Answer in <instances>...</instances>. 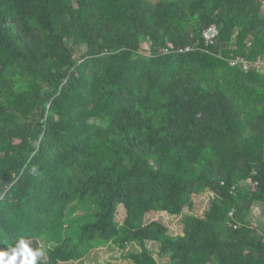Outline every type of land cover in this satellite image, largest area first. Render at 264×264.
I'll list each match as a JSON object with an SVG mask.
<instances>
[{
  "label": "trees",
  "instance_id": "obj_1",
  "mask_svg": "<svg viewBox=\"0 0 264 264\" xmlns=\"http://www.w3.org/2000/svg\"><path fill=\"white\" fill-rule=\"evenodd\" d=\"M263 54L264 0H0V247L264 264Z\"/></svg>",
  "mask_w": 264,
  "mask_h": 264
},
{
  "label": "rangeland",
  "instance_id": "obj_2",
  "mask_svg": "<svg viewBox=\"0 0 264 264\" xmlns=\"http://www.w3.org/2000/svg\"><path fill=\"white\" fill-rule=\"evenodd\" d=\"M155 1V0H154ZM147 44L145 43L143 48L146 49ZM214 199V194H211L209 192H204L199 195L194 196V212L196 213H202L205 208L209 205L210 201ZM252 214H254V220H259L261 218L260 209L258 206L254 207ZM126 215L125 208L120 205L119 210L117 212V219L119 221H122ZM146 221H150L153 219H159L166 224L173 230V233L175 231H179L181 228V225L179 223L178 217H172L171 215L165 213V212H155L151 211L148 212L146 215ZM155 244L152 243L150 247L154 248ZM109 244H104L101 246L96 247L93 249L89 256L85 257L82 261H68L60 264H97L98 261H101L103 264V261H106L105 263H108V261L111 262V264H134L133 261L126 256V254L135 249L136 247H139L136 243L128 244L125 248H118V247H110ZM109 262V263H110ZM166 262L163 261L162 264ZM100 263V262H99Z\"/></svg>",
  "mask_w": 264,
  "mask_h": 264
},
{
  "label": "clouds",
  "instance_id": "obj_3",
  "mask_svg": "<svg viewBox=\"0 0 264 264\" xmlns=\"http://www.w3.org/2000/svg\"><path fill=\"white\" fill-rule=\"evenodd\" d=\"M45 252L42 247H34L30 238L21 236L14 244L0 247V264H43Z\"/></svg>",
  "mask_w": 264,
  "mask_h": 264
},
{
  "label": "built area",
  "instance_id": "obj_4",
  "mask_svg": "<svg viewBox=\"0 0 264 264\" xmlns=\"http://www.w3.org/2000/svg\"><path fill=\"white\" fill-rule=\"evenodd\" d=\"M219 32H220L219 27L217 26V24L213 23L209 25L208 27H206L205 29H203L202 36L204 37L206 43H214L217 36L219 35ZM190 48H191L190 46H187L186 48H183L180 50L181 51L189 50ZM231 65L238 66L242 68L243 70L254 69L259 72H262V71L264 72V54L262 55V57L256 60H250L243 56L238 57V58H233L231 60ZM235 188H236L235 186L232 187V189H235ZM229 216L230 217L234 216V210H231L229 212ZM238 225H239L238 223L234 224L235 227H237Z\"/></svg>",
  "mask_w": 264,
  "mask_h": 264
}]
</instances>
